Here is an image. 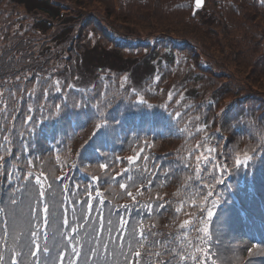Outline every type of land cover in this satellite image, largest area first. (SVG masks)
<instances>
[{
	"label": "trees",
	"instance_id": "16d2710c",
	"mask_svg": "<svg viewBox=\"0 0 264 264\" xmlns=\"http://www.w3.org/2000/svg\"><path fill=\"white\" fill-rule=\"evenodd\" d=\"M193 7L194 0H0V127L8 130L6 134L13 141L9 145L13 156L20 154L15 141L23 133L26 142L35 144L24 154L33 160V170L44 171L49 182L60 173L69 174L77 182H69L77 193L73 199L83 202L90 192L94 207L103 199L104 215L108 214V206L117 209L132 205L128 191L140 203H152L154 208L157 202L163 203L168 211L161 209L159 214L143 217V228L159 233L157 240L176 234L179 224L190 218L183 211L179 216L174 212L182 199L188 200L182 190L183 174L171 181H165L159 174L157 181L150 171L145 172L153 183L149 186L145 179L143 194L137 195L141 183L136 172L129 171L131 179L120 175L126 163L113 160L108 169L88 161L79 165L76 152L90 134L94 120L83 127L84 120L54 117L39 123L35 132L28 135L24 131L25 113L32 107V114L39 119L40 113L36 111L39 105L62 104L65 99L71 103L73 97L79 98L85 92L104 94L112 101L106 112L116 117L124 115L120 137L98 150L108 153L110 160L120 157L126 161L129 155H134L139 146L130 145L127 140L138 133L142 138L140 146L143 138L153 144L150 150L146 149L150 156L170 154L168 161H156L167 167L177 159L178 150L187 156L204 139V134L181 136L177 130L187 125L194 133V125L199 123L197 116L211 125L209 135L220 129L210 140V146L218 142V151H230L241 159L245 152L251 154L250 150L260 143V135L249 126L248 120L256 119L258 128H264L258 119L264 115V0H206L196 14H192ZM80 36L82 42L77 43ZM17 75L21 80L15 79ZM57 81L60 92L55 87L49 88V84L55 85ZM13 85L34 90V95L22 94ZM45 88H49L47 101L43 98ZM10 92L15 95L10 97ZM169 92L173 93L171 102L167 100ZM140 97L153 107L140 104ZM161 103L169 104L167 111L159 107ZM177 110L186 112L178 125L167 114ZM162 121L164 128L160 131ZM4 134L0 133V143ZM57 141H63L58 149L52 147ZM95 147L90 145L88 151ZM0 155L12 159L2 149ZM220 159L223 161V157ZM103 162L101 159L100 163ZM73 163L79 167L72 169ZM20 166L26 167V162ZM148 167L151 169V164ZM120 183L126 187L120 188ZM226 184L232 186L231 194L224 191L225 185L216 188L224 197L217 215L225 214L233 219L227 230L241 241L225 236L224 222L218 224L214 216L209 224L213 233L210 250L214 255L208 257L207 264L212 259L222 264L223 236L228 243V254L240 257L233 264H248L249 260L251 264H264V256L249 257L246 251L253 244L264 243L248 240L244 228L236 224L239 217L235 210L239 202L264 226V164L257 162L255 181H246L243 171H232L226 177ZM54 190L62 198V186H54ZM97 190L101 196L93 197ZM81 206L86 207L82 203L77 205ZM184 210L195 212L188 206ZM92 215L95 218L98 214ZM112 218L117 219L116 215ZM218 228L221 235L217 242ZM195 235L189 232L186 238L193 240ZM0 250L7 262L10 253L6 248ZM137 250L142 253L141 264H149L145 249ZM119 257L124 264V257ZM166 259L167 256L161 257ZM155 260L151 257V264ZM200 264H205L203 255Z\"/></svg>",
	"mask_w": 264,
	"mask_h": 264
},
{
	"label": "snow or ice",
	"instance_id": "6c2138e0",
	"mask_svg": "<svg viewBox=\"0 0 264 264\" xmlns=\"http://www.w3.org/2000/svg\"><path fill=\"white\" fill-rule=\"evenodd\" d=\"M201 3L202 0H196L197 7ZM15 79L21 80V77L17 75ZM24 79L29 78L24 77ZM51 87H55L56 92L61 91L59 81L55 85L49 84V88ZM13 88L22 94L34 95V90L26 91L20 85H13ZM49 88L43 90L45 101L49 95ZM9 95L11 97L15 93L10 92ZM167 100L169 102L173 100L172 92L167 93ZM139 102L147 108L153 107L144 97H140ZM176 103L179 104L180 101ZM111 104L112 101L104 94L88 95L85 92L79 98L73 97L71 103L65 99L62 104L39 105L36 109L40 113L39 119L32 114L33 108L29 107L25 113L24 131L32 135L39 123L54 117L64 119L65 116H71L76 120H84L83 127L88 126L89 120H94L90 134L80 144V150L76 152L79 165L88 161L89 164L98 163L101 169H108L112 167L113 160L115 163H126L127 167L120 175L131 179L129 171L136 172L137 180L141 183V189L137 191V195L143 194L145 179L148 180L149 186L153 183L152 179L145 176V172L150 171L157 181L160 178L159 174L163 175L165 181H171L183 174L182 190L188 200L182 199L180 206L176 207L174 212L176 216H179L183 211L184 215L190 218L184 219L179 224L176 234L164 240H157L155 237L159 233L145 231L143 228V217L145 215L151 217L154 212L159 214L161 209L168 211V208L159 202L156 203L155 208L152 203H140L132 191L127 192L134 202L132 205H122L117 209L108 206V214L104 215V208L101 207L104 204L103 199H99L97 206L94 207L90 192L89 198L83 202L73 199L77 193L69 182H77L69 174L55 177L49 182L50 178L44 171L33 170V160L24 154L33 149L35 144L26 142L23 133L15 141L20 154L13 156L12 147L9 146L13 144V141L6 134L8 130L0 127V133H5L0 149L7 156L12 157L9 160L5 158V155H0V249L6 248L10 253L9 260L6 262L3 251L0 250V264H99L102 256L107 264L108 253H118L119 256L124 257V264H141L142 253L137 250L138 248L145 249L144 255L149 257V264L153 256L156 258L155 264H189V261L191 264H200L201 255L207 264L208 257L214 255L210 250L213 233L210 232L209 224L214 216L217 217V223L222 224L223 216L217 215V209L224 203L223 194L218 193L216 188L218 185H225L224 191L231 194L232 186L226 184V177L232 171H243L246 181H255L257 162L264 164V128H258L256 119L248 120L249 126L260 135V143L255 149L250 150L251 154L245 152L243 159L230 151H218L220 147L218 142L215 146H210V140L220 133V129H216L209 135L208 129L211 125L206 120L200 121V117L197 116L195 119L199 123L194 125V133L189 131L187 125L178 127L177 130L181 136L194 137L204 134V139L190 149L187 156L181 155L178 150L175 153L177 159L169 162L167 167L164 163L157 164L156 161H168L170 154L162 157L150 156L146 149L150 150L153 144L149 143L147 138H143L142 146H140L142 138L138 133L127 140L130 145L139 146V150L134 155H129L126 161L120 157L110 160L108 153L98 150L113 138L118 139L124 128L123 113L120 117H116L106 112ZM159 107L167 111L169 104L161 103ZM223 111L224 109H221V112ZM45 112L47 115L44 114ZM90 112L93 113L92 116ZM167 114L178 125L186 112L177 110L168 111ZM258 119L261 124H264V115ZM163 128L162 121L160 131H163ZM130 130L135 132V129L130 128ZM220 139H223V136H220ZM62 143L63 141H57L52 147L58 149ZM92 144L96 147L89 152L88 147ZM220 157H223V161ZM101 159L104 160L103 163H100ZM57 160L59 161V156ZM22 162H26V167L20 166ZM149 164L151 169L148 167ZM79 165L73 163L70 167L77 169ZM96 179L97 177H91V180ZM54 186H62L63 198H58ZM119 186L122 189L126 187L124 183H120ZM131 186L134 187L135 184ZM85 191L88 189L86 188ZM100 196L101 193L97 190L96 197ZM81 203L86 207H77ZM186 206L195 209V212L185 211ZM169 207H171L170 204ZM93 213L98 215L93 218ZM113 215H116V220L112 218ZM130 218L132 223H129ZM189 232L196 234L193 240L186 238ZM215 235L218 242L221 235L219 228ZM156 247H160L161 251H152ZM246 251L249 257L264 256V245L253 244L247 247ZM163 256H167L168 259L161 260ZM211 264H216V260L212 259ZM248 264H251V260Z\"/></svg>",
	"mask_w": 264,
	"mask_h": 264
},
{
	"label": "rangeland",
	"instance_id": "374dc122",
	"mask_svg": "<svg viewBox=\"0 0 264 264\" xmlns=\"http://www.w3.org/2000/svg\"><path fill=\"white\" fill-rule=\"evenodd\" d=\"M12 16L15 17L16 20L19 19L18 16H14L13 14H12ZM81 39H82V36H80L78 38L77 43H81L82 42ZM223 234L225 236H227V237L230 236V233H229V231L227 229H225V231L223 232ZM229 239H237V238H235L234 233H232L231 236L229 237ZM237 240L238 241H241L240 239H237ZM223 243H224V250L221 253V257H220V260H221L222 264H233L234 262L239 261L240 260V257L238 258V257H236L234 255L228 254V249H229L228 248V243H227L226 239L224 238V236H223Z\"/></svg>",
	"mask_w": 264,
	"mask_h": 264
},
{
	"label": "water",
	"instance_id": "95a60500",
	"mask_svg": "<svg viewBox=\"0 0 264 264\" xmlns=\"http://www.w3.org/2000/svg\"><path fill=\"white\" fill-rule=\"evenodd\" d=\"M204 4V0H202V3H201V5L200 6H202ZM197 5V4H196Z\"/></svg>",
	"mask_w": 264,
	"mask_h": 264
}]
</instances>
